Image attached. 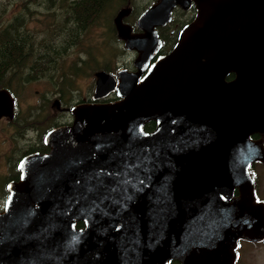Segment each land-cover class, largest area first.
<instances>
[{
    "label": "water",
    "instance_id": "1",
    "mask_svg": "<svg viewBox=\"0 0 264 264\" xmlns=\"http://www.w3.org/2000/svg\"><path fill=\"white\" fill-rule=\"evenodd\" d=\"M191 4L178 45L150 66L157 28ZM129 13L113 25L137 71L97 73L93 100L119 99L77 104L47 134L50 154L22 160L0 264H235L239 240H264L250 173L264 141L249 137L264 136V0H159L133 34ZM13 105L0 92V118Z\"/></svg>",
    "mask_w": 264,
    "mask_h": 264
},
{
    "label": "rangeland",
    "instance_id": "2",
    "mask_svg": "<svg viewBox=\"0 0 264 264\" xmlns=\"http://www.w3.org/2000/svg\"><path fill=\"white\" fill-rule=\"evenodd\" d=\"M50 1L48 2L50 6L45 8L43 0H0V26H9L16 20L13 25L20 26L22 32L14 29L11 35H15V38L18 35L24 38L23 34H26L29 47L26 48L29 55L26 60L32 62L38 55L42 59L38 64L42 79L26 83L22 79L17 80L19 77H16L11 81L12 93L19 104L16 110L19 115L25 114L30 105L38 104L43 94L52 95L55 89L65 93L64 100L70 96L74 101L79 98L85 99L92 94L96 85L94 77L100 71L106 70L107 73L114 75L123 68L133 69L135 55L124 49L117 38L118 35L112 31L113 20L123 9H131L133 10L131 15L124 18L123 22L136 31L137 18L154 2L114 0L105 9L106 12L99 22L101 24L97 28L87 29L76 39V45H73V41L69 47L66 44L68 37L64 33L66 11L63 12L59 0ZM175 19L177 22L186 21L183 20V16H176ZM50 46L57 50L53 51L57 55L47 54ZM32 63L27 65L28 68ZM28 70L26 68L25 72ZM45 112L49 114V108L46 107ZM9 129L10 125L6 121L0 123V140L8 137ZM0 150L4 151L5 148L2 146ZM251 170L256 178L258 198L264 200V165L256 164ZM236 253V264H264V240L259 243L239 241Z\"/></svg>",
    "mask_w": 264,
    "mask_h": 264
},
{
    "label": "flooded vegetation",
    "instance_id": "3",
    "mask_svg": "<svg viewBox=\"0 0 264 264\" xmlns=\"http://www.w3.org/2000/svg\"><path fill=\"white\" fill-rule=\"evenodd\" d=\"M158 1L159 0H154L153 4L149 5V7H153ZM149 7H147L146 10ZM127 10H130L129 15L133 11L131 9ZM129 15L126 17H129ZM175 15L178 17L183 16V20L186 21H178L180 24L179 25L177 20L175 19ZM195 15L196 7H194V4H191L189 10L176 8L172 12V21H170L169 25H167L166 27L164 26L157 28L156 32L159 33L158 37L161 41L162 46L158 50V53L156 54L155 58L152 59L150 66L156 61H158L159 58H162L164 56L166 57L172 52L175 46L178 45V39L179 35L181 34V30L186 25L191 24L193 22ZM124 18L122 19V23L125 24V22H123ZM131 29L132 34L140 32L137 27L136 31L133 28ZM134 55L136 59H134L133 61V69H125L130 73H135V71H137L134 68V63L138 59V54L134 52ZM31 68H28L29 70L26 72H9V70L0 72V92L6 91L10 93V96L12 97L14 102L13 118L8 116L0 118V123L6 121L7 124L10 125L9 135H7L8 137L5 139L2 138V140H0V147L3 146L5 148L4 151L0 150V212L4 211L6 202L9 197L8 195H10L9 186L11 185V183H18L21 178L20 164L22 160L30 157V155L33 154L39 156H42L47 153L50 154L51 147L46 142V136L55 128H64L65 126H70L73 123L71 109H73L77 104H88L91 102H95V104H100L104 102L111 103L112 101L119 99L117 95L113 92L112 94H110V96L102 97L99 100L95 101L92 98L94 93L92 91V94L90 93L91 95L85 99L79 98L74 101L71 99L72 97L70 96L67 100L66 98L64 100L63 98L65 96V93L63 94L61 91H58V89H55L52 95L47 96L46 94H43L40 97L38 104L34 103L30 105L28 110L25 111V114L22 113L19 115V113L16 111L18 109L19 104L17 102L16 96L12 93L13 87H11V81L14 80L16 77H19L17 80L22 79L26 83L30 81L37 82L42 79L41 70L33 71V69ZM121 70H119V72ZM47 74H49V72H47ZM113 76L117 78L116 73ZM225 78L228 83L232 82V80L236 78V74L232 72L229 76H225ZM56 85H58V83ZM46 107L49 108V114L45 112ZM149 123H152L153 127L149 130L152 131L155 128V123L153 121ZM249 137L253 141H258L260 139L264 141V136L260 133L251 134ZM259 163L252 164L251 167ZM251 167L250 173L254 180L255 198H257L256 200L258 202H261L264 200H260V198H258L259 196L257 194L256 189V178L252 174ZM236 194L237 191L234 193V196H236ZM168 264L181 263L178 261L170 260Z\"/></svg>",
    "mask_w": 264,
    "mask_h": 264
},
{
    "label": "trees",
    "instance_id": "4",
    "mask_svg": "<svg viewBox=\"0 0 264 264\" xmlns=\"http://www.w3.org/2000/svg\"><path fill=\"white\" fill-rule=\"evenodd\" d=\"M61 3V8L63 12H65L64 17L65 21V29L64 33L67 38V43L69 47L74 41L73 45H76V39L80 37V35L84 34L85 31L91 27L97 28V26L101 23L100 19L103 17V13L106 12L105 9L108 8L114 0H59ZM45 4V8H48L51 2L50 0H43ZM132 13V12H131ZM131 15V14H130ZM16 22L13 21L11 25L0 26V72L7 71H25L28 69V64L32 62L33 71L41 70L39 63L42 62L41 57L39 55L36 59L32 60V62H28L26 60L27 56H29L26 51L28 47V40L26 34L24 38L19 35H11L13 31L20 30L21 27H16L13 25ZM114 24V23H113ZM112 24V31L116 32L114 25ZM18 26V25H17ZM15 29V30H14ZM20 32H22L20 30ZM28 36V35H27ZM122 44V43H121ZM45 49L48 47H44ZM50 50L47 51V54H54L53 51H57L56 49L50 46ZM59 56V55H58ZM26 60V61H25ZM22 66V67H21ZM25 68V69H24ZM45 71V70H43ZM106 71V70H105ZM108 71H106L107 73ZM154 125V123H153ZM152 123H149L145 126V130L149 131L152 128ZM82 226L81 223H77L76 227L80 228ZM242 241V240H240ZM239 246V244H238Z\"/></svg>",
    "mask_w": 264,
    "mask_h": 264
}]
</instances>
